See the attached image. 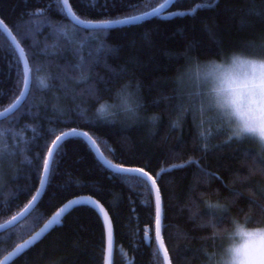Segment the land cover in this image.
Returning a JSON list of instances; mask_svg holds the SVG:
<instances>
[{"label":"trees","instance_id":"trees-1","mask_svg":"<svg viewBox=\"0 0 264 264\" xmlns=\"http://www.w3.org/2000/svg\"><path fill=\"white\" fill-rule=\"evenodd\" d=\"M164 1L69 3L81 19L102 22L144 14ZM204 2L177 0L166 13L195 9L194 15L78 31L57 10L55 0H0V19L25 48L30 66L38 69L32 72L35 83L26 103L0 122V224L32 200L48 148L69 130L89 133L113 164L143 168L155 178L162 169H173L157 179L162 236L171 264H208L209 255L225 243L215 233L230 228L233 219L264 223V149L215 124L212 134L202 137L197 101L176 81L194 58H220L241 49L264 53V0H216L214 7L200 8ZM90 36L94 43L84 47ZM101 47L104 54L95 64V51ZM22 70L0 30V111L19 96ZM81 71L86 80L80 79ZM41 79L48 87L39 86ZM125 83L133 91L138 86L142 119L133 124L97 116L99 104L112 100ZM152 115L159 117L155 126L147 122ZM63 147L36 208L0 234V260L66 202L90 196L110 215L116 242L113 264H164L155 242L153 192L104 166L85 140L70 138ZM105 248L100 215L90 206H78L10 264H105Z\"/></svg>","mask_w":264,"mask_h":264},{"label":"clouds","instance_id":"clouds-1","mask_svg":"<svg viewBox=\"0 0 264 264\" xmlns=\"http://www.w3.org/2000/svg\"><path fill=\"white\" fill-rule=\"evenodd\" d=\"M181 89L197 101L200 135L212 134V124L224 126L236 139L250 138L264 149V53L234 50L220 58L192 59L176 78ZM143 104L130 83L119 88L112 100L101 102L96 115L116 122L142 119ZM159 117H147L155 126ZM178 121L173 126H178ZM225 243L208 257L210 264H264V223L233 219L231 227L217 230Z\"/></svg>","mask_w":264,"mask_h":264},{"label":"snow or ice","instance_id":"snow-or-ice-1","mask_svg":"<svg viewBox=\"0 0 264 264\" xmlns=\"http://www.w3.org/2000/svg\"><path fill=\"white\" fill-rule=\"evenodd\" d=\"M91 4L94 6L95 3L98 2V0H90ZM216 0H205L204 3L200 4V8H207V7H214ZM55 3L57 5V10L61 12L66 20H69L74 26L77 27L78 31H87V30H96V29H114L119 28L124 25L129 24H136L140 21H143L145 19H148L150 17H159L164 20L171 19L173 16L177 15H194L195 9L192 10L190 13H171L166 14L168 7H170L172 4L177 3V0H165L164 3L160 4V7L154 8L150 12H145L142 15L133 16L129 19H118V20H106L99 23H93L88 22L84 19H81L79 16H77L75 13L71 11L69 8V0H55ZM2 23V22H0ZM62 38L64 39L65 43H71L66 36V34L61 33ZM55 38V37H54ZM94 43V38L89 37L88 41L85 42L83 45L84 47H91V44ZM11 47L16 54L17 60L22 63V77L20 83L23 86L24 91L18 92L17 94L21 97L20 100H18L10 110L6 112L0 113V120L8 119L12 115H14L15 112H17L24 103H26L28 95L31 91V86L35 81H33L30 77V74L33 71H38V69H35L34 67L30 66V60L29 57L25 54V48L20 46L19 43L16 42V38L12 37L10 41ZM95 51V50H94ZM93 52H90V57L93 56ZM104 54V49L101 47L98 51H95V64H99L100 57ZM78 67H83V65H79ZM80 79L86 80L87 77L83 71L80 73ZM39 86L42 88L48 87L47 82L45 79H41L39 81ZM75 134L74 133H66L64 140L73 138ZM81 139H84V137H81ZM56 141H60V143H56ZM64 142L61 140V136L57 135L55 137V141L52 143V146L48 148L47 150V156L49 159H45L43 163V170L46 174L50 172V163L51 165H54L56 163V159L63 153ZM96 141L92 140L91 145H95ZM53 149H55V153L53 152ZM107 168H111L114 173H117L120 175L122 179L128 180V181H135L141 186H146L147 190L149 192L155 191V239L159 244V248L163 250V260L166 262V264H171V261L168 257L167 249L164 245L163 237L161 234V227H162V204H161V197L159 193V188L156 185V179L154 177H151L148 173L145 172L143 168H124L119 165H113L110 161H108L106 158H104L103 154L100 153L97 157ZM172 168L168 169H162L161 172L165 171H172ZM151 181L149 184L148 181ZM42 187H46L45 181L41 180ZM37 195H42V193H37ZM33 200H36V196L32 197ZM82 203V202H77ZM88 203V206H91L90 202H84ZM103 214V222L107 231L108 235V250L109 253H111L112 250V225L110 221V217L108 214L103 210V208H99L98 215ZM59 215V213L57 214ZM15 219V217L13 218ZM108 264H111V261H108Z\"/></svg>","mask_w":264,"mask_h":264},{"label":"water","instance_id":"water-1","mask_svg":"<svg viewBox=\"0 0 264 264\" xmlns=\"http://www.w3.org/2000/svg\"><path fill=\"white\" fill-rule=\"evenodd\" d=\"M165 2V1H164ZM163 2V3H164ZM173 5V4H172ZM171 5V6H172ZM168 7L167 11L171 8ZM160 7V5L158 6ZM157 7V8H158ZM69 8L71 9V11L73 12L70 3H69ZM152 11V10H151ZM150 12V11H149ZM74 13V12H73ZM142 15V14H141ZM131 18V17H130ZM153 18V17H150ZM148 18V19H150ZM125 19H129V18H125ZM147 20V19H145ZM143 20V21H145ZM0 30L3 32V34L8 38L9 41H11L12 37H15V35L13 34V32L11 31V29L0 19ZM90 22V21H88ZM142 22V21H140ZM93 23H99V22H93ZM139 23V22H138ZM137 24V23H136ZM132 25V24H129ZM125 26V25H124ZM122 27V26H121ZM91 30V29H90ZM96 30H103V29H96ZM109 30V29H107ZM16 38V37H15ZM16 42L19 43V41L16 38ZM20 44V43H19ZM20 46H22L20 44ZM26 54V53H25ZM22 65V63H21ZM30 77L32 79V73L30 74ZM24 89L22 87L21 92H23ZM29 96V95H28ZM21 97L18 96L17 99L11 104L9 105L7 108L3 109L2 111H0V113L2 112H6L8 110H10L12 108V106L18 101L20 100ZM16 113V112H15ZM14 113V114H15ZM5 120V119H4ZM4 120H0V122L4 121ZM66 133H74L75 135L74 137H84L83 140H85L89 146L92 148V150L94 151L95 155L98 157V155L100 153H102V151L100 150L98 144L96 143L94 146L91 145V141L94 140L92 138V136L85 132V131H81V130H69L67 132H64L62 134H60L59 136H61V140L63 142H65L66 140H64L65 134ZM68 140V139H67ZM55 141V140H54ZM53 141V142H54ZM52 142V143H53ZM56 143H60V141H56ZM52 146V144L50 145V147ZM53 152L55 153V149H53ZM103 154V153H102ZM104 156V154H103ZM104 158H106L104 156ZM45 159H49V157L46 154ZM107 159V158H106ZM108 160V159H107ZM100 161V160H99ZM109 161V160H108ZM101 162V161H100ZM111 162V161H110ZM102 163V162H101ZM112 163V162H111ZM103 164V163H102ZM113 164V163H112ZM104 165V164H103ZM114 166L116 164H113ZM105 166V165H104ZM127 168V167H124ZM111 171H113L111 168H108ZM50 170H51V163H50ZM166 172V171H165ZM50 173V172H49ZM49 173L46 174L44 172V170L42 171V176H41V180L45 181V184L47 186V182H48V177H49ZM147 173V172H146ZM164 173V172H163ZM162 174V172H159V174L157 175L156 179V185L157 184V179L160 177V175ZM150 175V174H149ZM151 176V175H150ZM153 177V176H151ZM41 180H40V185L39 188L36 192V194L34 196H36V200H31L28 205L18 214H16L15 216H13L11 219L7 220L6 222L0 224V234L15 227L16 225H18L19 223H21L25 218H27L32 211L36 208L38 202L40 201L41 197L43 196V193L45 191L46 187H42L41 185ZM148 183L150 184L151 181L149 180ZM37 193H42V195H37ZM160 193V192H159ZM154 194V198H155V191H153ZM161 197V196H160ZM77 202H82V203H77ZM84 202H90L91 206L93 209H95L98 213L99 208H103V210L108 214L107 210L105 209V207L98 202L95 198L90 197V196H80V197H76L68 202H66L64 205H62L40 228H38L34 233H32L30 236H28L25 240H23L20 244H18L16 247H14L11 251H9L1 260H0V264H10L12 263L15 259H17L19 256H21L24 252H26L28 249H30L31 247H33L34 245H36L37 243H39L48 233H50L55 227L60 226L62 224L63 219L66 217V215L71 212L73 209H75L78 206H88V203H84ZM59 213V215H57ZM102 221H103V214H99ZM108 216L110 217V215L108 214ZM15 217V219H13ZM111 221V218H110ZM104 224V222H103ZM111 225H112V250L111 253H109L108 250V235H107V231L105 228V233H106V248H105V264H108V261H111V264H113V257H114V252H115V234H114V228H113V224L111 221ZM105 226V225H104ZM161 234H162V227H161ZM163 237V236H162ZM146 241L147 244L150 245V236L146 235ZM164 241V239H163ZM156 245L158 247V250L162 256L163 259V250L159 248V244L156 241ZM165 245V242H164ZM166 247V246H165ZM168 252V251H167ZM168 257L170 259V256L168 254ZM164 261V260H163ZM171 261V260H170ZM164 264H166V262L164 261Z\"/></svg>","mask_w":264,"mask_h":264},{"label":"rangeland","instance_id":"rangeland-1","mask_svg":"<svg viewBox=\"0 0 264 264\" xmlns=\"http://www.w3.org/2000/svg\"><path fill=\"white\" fill-rule=\"evenodd\" d=\"M208 264H210V262Z\"/></svg>","mask_w":264,"mask_h":264}]
</instances>
